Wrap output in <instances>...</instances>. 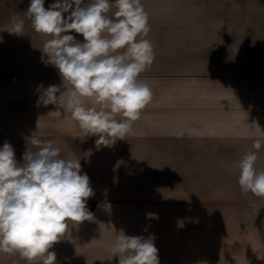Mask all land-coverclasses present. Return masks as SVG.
Masks as SVG:
<instances>
[{
	"label": "crops",
	"instance_id": "crops-1",
	"mask_svg": "<svg viewBox=\"0 0 264 264\" xmlns=\"http://www.w3.org/2000/svg\"><path fill=\"white\" fill-rule=\"evenodd\" d=\"M29 4L0 0V147L26 166L33 134L52 141L95 191L93 218L49 249L55 264H119L110 245L123 234L154 236L160 264H264V198L241 190L237 167L264 138V0H142L155 60L139 78L153 99L110 146L84 136L70 112L37 105L49 85L65 100L73 89L42 60L50 37L34 31ZM19 20L24 33H10ZM257 155L264 169V144ZM0 264L29 262L0 252Z\"/></svg>",
	"mask_w": 264,
	"mask_h": 264
},
{
	"label": "clouds",
	"instance_id": "clouds-1",
	"mask_svg": "<svg viewBox=\"0 0 264 264\" xmlns=\"http://www.w3.org/2000/svg\"><path fill=\"white\" fill-rule=\"evenodd\" d=\"M44 5L45 0H30L25 15L35 32L50 37L40 48L42 60L55 66L64 86L67 81L73 90L65 100L63 93L57 96L59 86L49 85L37 105L55 106L48 113L54 117L70 112L84 136L99 137L97 145L125 139L153 99L150 86L139 78L155 60L142 0H56L48 9ZM23 29L19 20L9 32L23 34ZM85 100L99 107H86ZM29 140L35 150L24 152L26 166L18 164L10 143L0 147V252L19 253L29 264L37 259L55 264L56 253L49 249L70 224L93 218L86 206L93 189L79 159L62 158L59 147L34 134ZM262 144L264 138L255 139L256 151L247 152L237 164L241 190L258 198H264V169L256 167ZM154 239L123 234L110 251L119 264H160Z\"/></svg>",
	"mask_w": 264,
	"mask_h": 264
},
{
	"label": "built area",
	"instance_id": "built-area-1",
	"mask_svg": "<svg viewBox=\"0 0 264 264\" xmlns=\"http://www.w3.org/2000/svg\"><path fill=\"white\" fill-rule=\"evenodd\" d=\"M89 181H90V187L93 189V186H92V181L89 179ZM94 195H95V191H94V189H93V195L91 196V197H89L88 199H87V201H89V200H92L93 198H94ZM86 201V202H87Z\"/></svg>",
	"mask_w": 264,
	"mask_h": 264
},
{
	"label": "trees",
	"instance_id": "trees-1",
	"mask_svg": "<svg viewBox=\"0 0 264 264\" xmlns=\"http://www.w3.org/2000/svg\"><path fill=\"white\" fill-rule=\"evenodd\" d=\"M94 207H95V203H94V202H91V203L87 206V208H88L89 210H93Z\"/></svg>",
	"mask_w": 264,
	"mask_h": 264
},
{
	"label": "rangeland",
	"instance_id": "rangeland-1",
	"mask_svg": "<svg viewBox=\"0 0 264 264\" xmlns=\"http://www.w3.org/2000/svg\"><path fill=\"white\" fill-rule=\"evenodd\" d=\"M92 200H93V199H92ZM92 200L87 201V202H86V205L88 206V205L92 202Z\"/></svg>",
	"mask_w": 264,
	"mask_h": 264
}]
</instances>
